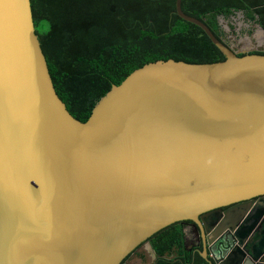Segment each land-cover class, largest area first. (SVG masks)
I'll use <instances>...</instances> for the list:
<instances>
[{"label":"water","instance_id":"95a60500","mask_svg":"<svg viewBox=\"0 0 264 264\" xmlns=\"http://www.w3.org/2000/svg\"><path fill=\"white\" fill-rule=\"evenodd\" d=\"M182 1L225 60L148 64L82 123L56 93L31 0H0V264H122L173 224L264 196V56L234 55ZM207 246L215 264L247 261L240 241Z\"/></svg>","mask_w":264,"mask_h":264},{"label":"trees","instance_id":"16d2710c","mask_svg":"<svg viewBox=\"0 0 264 264\" xmlns=\"http://www.w3.org/2000/svg\"><path fill=\"white\" fill-rule=\"evenodd\" d=\"M236 4L183 0L182 10L211 28ZM31 6L56 93L82 123L114 86L148 64L224 61L199 27L177 15L176 0H31ZM181 233L176 226L159 232L158 252L182 246Z\"/></svg>","mask_w":264,"mask_h":264},{"label":"flooded vegetation","instance_id":"af4514ba","mask_svg":"<svg viewBox=\"0 0 264 264\" xmlns=\"http://www.w3.org/2000/svg\"><path fill=\"white\" fill-rule=\"evenodd\" d=\"M215 21L210 30L234 55L241 58L264 56V0H237L234 7L228 5L224 8ZM222 58L225 60L223 55ZM230 215L235 217L230 220ZM238 220L245 227L235 239L228 230L238 226ZM201 223L196 225L187 221L171 225L182 230V246L160 254L157 244L161 234L157 233L122 264H215L208 251L207 240L211 243L224 241L225 246L221 250L210 247L217 256L226 251L225 247L231 250L240 241L238 254L247 259L244 264L264 262V196L208 213Z\"/></svg>","mask_w":264,"mask_h":264}]
</instances>
